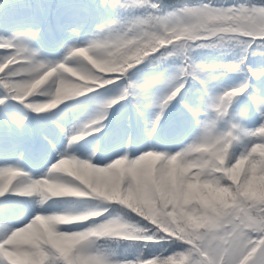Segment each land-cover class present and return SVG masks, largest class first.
<instances>
[{
	"label": "snow or ice",
	"instance_id": "6c2138e0",
	"mask_svg": "<svg viewBox=\"0 0 264 264\" xmlns=\"http://www.w3.org/2000/svg\"><path fill=\"white\" fill-rule=\"evenodd\" d=\"M100 7L116 15L69 46L57 36L83 33L86 11L0 35V264H264V88L257 87L264 68L247 63L264 56V0L231 6L200 0L166 14L151 0H100ZM226 47L238 49L235 62L205 65L191 56ZM60 48L59 60L45 59L46 50ZM169 57L179 64L162 94L153 96L149 81L124 83L145 61L152 66ZM217 70L242 79L213 83ZM188 81L200 85L190 96ZM93 93L111 99L86 122L60 129L63 151V144L45 152L13 135L24 118L8 112L7 100L42 113ZM31 96L52 99L33 103ZM129 97L137 115L142 106L154 110L150 142L117 134L106 152L87 149L86 137L102 132L109 112ZM177 98L191 134L178 151L165 152L152 141ZM249 116L253 127L246 128L240 122ZM81 140L84 159H77L69 150ZM28 160L43 168L38 178L25 170ZM73 201L83 207H61ZM119 209L138 219L130 222ZM121 243L124 253L117 252Z\"/></svg>",
	"mask_w": 264,
	"mask_h": 264
},
{
	"label": "rangeland",
	"instance_id": "374dc122",
	"mask_svg": "<svg viewBox=\"0 0 264 264\" xmlns=\"http://www.w3.org/2000/svg\"><path fill=\"white\" fill-rule=\"evenodd\" d=\"M161 14H166V13H161ZM12 31L13 30H9L4 35H8L9 32ZM1 35H3V33H1ZM57 38L58 40L63 41L65 46H69L73 42L78 43L80 41L86 40V38L88 39V37H84L82 35H79L77 37L71 34H66L63 36L58 35ZM228 49L230 50L231 47H229ZM212 50L213 53H215L214 49ZM63 54H64L63 48H60L58 50L48 49L46 50L45 59L49 61H56L59 60ZM168 71L169 70H166L162 73L167 75ZM0 75H2V73H0ZM169 76L170 74L167 76V78ZM70 79L74 80L75 77H71ZM166 79H156L149 81L151 84V91L153 93V96L162 94L164 88V81ZM241 79L242 77L240 78L237 77L235 80H232L230 84L238 83ZM51 80L52 77H49L48 81L45 82V85H41V87H45L48 83L51 82ZM124 83H128V79H126ZM138 84H139L138 82H135V85ZM52 91L54 92V88L52 89ZM100 91L101 93H103V90ZM27 99H31V102L33 103H47L50 102L52 96H31V97H27ZM108 99H111V93H104L99 96L93 93L79 98H71L58 105L55 109H49L46 112H42L45 113L44 118L48 120L50 125L52 126L51 129L48 126H44L43 124H41L42 123L41 119L36 118V116L41 115L42 113H34L31 111L30 114L29 113L27 114V117L30 118L26 119L25 117L24 119L22 131H16L15 126H13V135L18 139L27 138L32 146L45 152L50 146L56 144H63V147L59 149L60 151H63L64 148L67 147V142L64 137V134L60 131V129L63 128L65 130H70L74 125L86 122V120L89 117L93 116L97 112L98 105ZM131 101L134 100L132 99ZM174 101L175 103H178L179 98H177V100ZM175 103H173L172 107L169 106V108L166 110L165 116L161 120L160 125L156 133L154 134L155 140L152 141L158 143L161 146L162 151L165 152L170 151L172 153L178 151L180 142L182 140H185V137H190L191 134L189 118H186L182 107L181 106L176 107ZM13 104H17V102L15 101V103ZM124 104L125 107L121 108L120 106L116 105V107H120V108L115 107V110H111L109 112L107 119L103 121L105 127L103 128L102 132L97 131L95 132L94 135H88L86 137L87 149L95 148L97 153L101 151L106 152L108 146L114 142V137L117 134L123 137L124 135L131 133L132 136L142 144L146 145L150 142L148 139V133L150 131L149 122L152 118V114L154 110L151 109L150 107L142 106L141 111L143 115L141 117L137 115L136 108L134 110L131 108L129 102H124ZM10 106L11 105L8 104V109H7L10 114H12L17 118H23L24 114L18 110L10 112L9 111ZM0 109H3V105H0ZM130 109L133 111L136 120L132 118L129 121L128 118L130 117L129 115ZM117 110H118V114H116ZM25 120H28V123ZM111 120L112 123L110 124ZM165 120H167V122H165ZM251 121H252V117L249 116V119L247 121H241L240 123L242 124V126L246 128H251L253 127ZM129 123L131 124V127H126L125 125ZM225 127L226 125L223 123L218 125L219 130H224ZM41 132H44V134ZM34 133H36L37 135L35 136ZM83 143L84 140L77 142V145L74 146V149L69 150V155H74L76 156L77 159H84V156L81 154V150L79 149V145ZM235 150L239 151L240 146L237 145ZM25 170L29 172L32 177L38 178L40 173L43 171V168L39 167L34 161L28 160L25 162ZM13 182H15V180H13ZM52 203H53L52 201H49L45 205V207H48ZM70 203L61 205V207L67 210H79L80 208L83 207V205L80 202L73 201ZM118 211L122 213V215L130 222H135V220L138 219L133 214L127 212L126 210L119 209Z\"/></svg>",
	"mask_w": 264,
	"mask_h": 264
},
{
	"label": "trees",
	"instance_id": "16d2710c",
	"mask_svg": "<svg viewBox=\"0 0 264 264\" xmlns=\"http://www.w3.org/2000/svg\"><path fill=\"white\" fill-rule=\"evenodd\" d=\"M151 2L159 3L161 6V13H167L182 4L194 6L200 2V0H151ZM203 2L209 3V0H203ZM211 2L214 6H231L234 0H211ZM236 2L259 4L261 0H236ZM85 11L90 17L89 25L91 32H94L95 28L100 23L110 21L114 15H116L109 9L101 8L100 0H1L0 33H2V30H5L8 26H13L12 28H15L20 27L23 23H29V26H31L36 23H42L43 21L47 24H55L58 19L72 21L73 19L82 16ZM228 48L229 47L214 49L215 53H213L212 49H200L193 51L191 56L195 63H202L205 65L214 66L219 63L235 62L238 58V49L233 50L231 48L229 50ZM247 63L248 66L254 70H260L264 68V56H249ZM178 64L179 60L175 57H169L165 61L154 63L152 66H149L148 62L145 61L139 66V71L135 69L130 71L128 79L131 80L132 77H135L134 79L136 81L144 80L152 74L161 72V70L158 69L169 67L171 71H174ZM133 74H135V76H132ZM211 75L226 79L229 78V76L240 74L221 75L217 70L212 72ZM190 84L193 86V89L200 86L198 83L192 81L189 85ZM257 87L264 88V83L257 84ZM125 250L126 244L124 243H121L117 247V252L119 253H124ZM127 251L134 252L135 250L127 249ZM148 251V249H145V254H147Z\"/></svg>",
	"mask_w": 264,
	"mask_h": 264
},
{
	"label": "clouds",
	"instance_id": "9594fccd",
	"mask_svg": "<svg viewBox=\"0 0 264 264\" xmlns=\"http://www.w3.org/2000/svg\"><path fill=\"white\" fill-rule=\"evenodd\" d=\"M187 22V21H186Z\"/></svg>",
	"mask_w": 264,
	"mask_h": 264
}]
</instances>
